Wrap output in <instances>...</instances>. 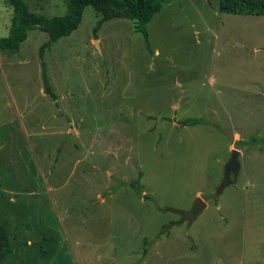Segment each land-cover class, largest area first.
Instances as JSON below:
<instances>
[{"label": "rangeland", "instance_id": "rangeland-1", "mask_svg": "<svg viewBox=\"0 0 264 264\" xmlns=\"http://www.w3.org/2000/svg\"><path fill=\"white\" fill-rule=\"evenodd\" d=\"M24 1L49 18L70 5ZM13 17L0 0V38ZM100 19L85 7L43 59L38 28L0 51V221L14 245L0 264H264V15L171 0L148 39L127 18L95 34ZM198 198L207 207L181 224L174 210Z\"/></svg>", "mask_w": 264, "mask_h": 264}, {"label": "trees", "instance_id": "trees-1", "mask_svg": "<svg viewBox=\"0 0 264 264\" xmlns=\"http://www.w3.org/2000/svg\"><path fill=\"white\" fill-rule=\"evenodd\" d=\"M14 11V17L8 36L0 38V51L18 53L21 44L28 38V32L35 28L48 32L50 39L42 44L39 55L43 59L44 50L50 48L60 38L67 37L77 29L82 21L85 7L93 6L101 14L94 30L95 34L101 26L115 18H127L138 22V28L146 39V24L161 11L163 4L171 0H69L68 11L63 16L45 17L30 11L24 0H8ZM220 10L224 13L239 15H264V0H220ZM42 78L46 89L55 97L49 88L45 63L42 61ZM199 119H188L186 124H197ZM14 249L9 231L0 222V261Z\"/></svg>", "mask_w": 264, "mask_h": 264}, {"label": "water", "instance_id": "water-1", "mask_svg": "<svg viewBox=\"0 0 264 264\" xmlns=\"http://www.w3.org/2000/svg\"><path fill=\"white\" fill-rule=\"evenodd\" d=\"M223 132L228 135L230 142L232 144L235 143V137L231 132L227 130H224ZM239 167H240L239 152L237 150H233L232 158L226 166V180H225L226 185L231 182L230 181L231 173L236 175L239 171ZM206 207H207V204L205 203V201L201 198H198L196 202L193 204L192 208H190L189 210H174V212L180 216L179 222L181 224L185 222H188L189 224H191Z\"/></svg>", "mask_w": 264, "mask_h": 264}, {"label": "crops", "instance_id": "crops-1", "mask_svg": "<svg viewBox=\"0 0 264 264\" xmlns=\"http://www.w3.org/2000/svg\"><path fill=\"white\" fill-rule=\"evenodd\" d=\"M1 222V221H0ZM1 223H4L6 226H7V223H5V222H1ZM7 228H8V226H7ZM9 231V230H8ZM10 255V254H9ZM7 263V262H6Z\"/></svg>", "mask_w": 264, "mask_h": 264}]
</instances>
